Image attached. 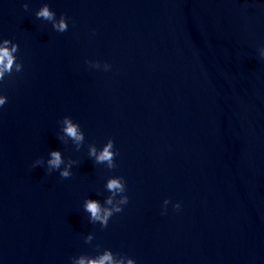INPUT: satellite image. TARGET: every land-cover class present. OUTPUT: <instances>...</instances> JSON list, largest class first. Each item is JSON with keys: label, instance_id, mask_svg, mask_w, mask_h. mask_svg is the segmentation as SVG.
Segmentation results:
<instances>
[{"label": "water", "instance_id": "obj_1", "mask_svg": "<svg viewBox=\"0 0 264 264\" xmlns=\"http://www.w3.org/2000/svg\"><path fill=\"white\" fill-rule=\"evenodd\" d=\"M45 3L66 32L36 18ZM3 39L24 67L0 85V264L105 249L264 264V0H0ZM65 116L84 132L78 151L59 139ZM110 138L114 169L88 155ZM51 150L77 162L71 177L48 173ZM110 177L128 203L102 228L84 202L103 204Z\"/></svg>", "mask_w": 264, "mask_h": 264}, {"label": "clouds", "instance_id": "obj_2", "mask_svg": "<svg viewBox=\"0 0 264 264\" xmlns=\"http://www.w3.org/2000/svg\"><path fill=\"white\" fill-rule=\"evenodd\" d=\"M25 11H28L29 4L27 2L22 4ZM37 19H42L51 23L52 28L59 33L66 32L68 30V18L61 15L57 20L56 13L50 9V6L45 3L38 11L35 13ZM261 49H264L262 47ZM19 52V44L14 43L10 39L0 40V85L5 82V77H11L13 73H21L23 70V63L18 62L17 53ZM261 58H264V52L261 53ZM92 67L97 66L93 62H87ZM108 67H111L108 64ZM7 96L0 95V108H2L7 102ZM62 135L59 139L65 144L68 140L75 145L78 151L85 141L84 132L81 130L80 125L73 122L72 118L65 116L62 121ZM115 142L110 138L107 143L104 144L103 148L98 150L94 144L88 145V155L94 158L96 164H106L108 169H114L117 165L115 163V157L118 154L114 151ZM45 162L43 159H37L31 165L35 168L37 165H43ZM47 171L50 174L55 170H59V175L61 178L67 179L71 177V169L77 162L75 160L69 159L65 162L60 150H51L49 152V159L47 160ZM63 165V168L61 166ZM106 190L110 193L106 197L104 203L101 204L98 200L86 199L84 202V210L89 213V222L99 223L102 228L108 226L109 220L113 215L123 211V205L128 203V196L124 193L126 192V182L123 177H110L106 182ZM170 203L169 200L164 201V206ZM181 205L179 203L174 205V208L179 210ZM93 235L89 234L85 237V242L90 243L93 240ZM119 254H114L110 249H105L103 253L96 255L95 257L80 255L79 257L72 258V264H123L124 259L127 258V264H136V261L132 258L119 256Z\"/></svg>", "mask_w": 264, "mask_h": 264}]
</instances>
